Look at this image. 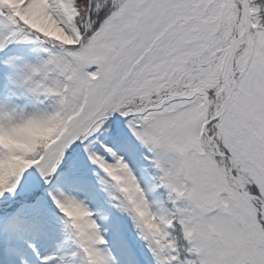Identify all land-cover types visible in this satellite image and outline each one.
<instances>
[{
  "label": "snow or ice",
  "instance_id": "1",
  "mask_svg": "<svg viewBox=\"0 0 264 264\" xmlns=\"http://www.w3.org/2000/svg\"><path fill=\"white\" fill-rule=\"evenodd\" d=\"M0 264H264V0H0Z\"/></svg>",
  "mask_w": 264,
  "mask_h": 264
}]
</instances>
